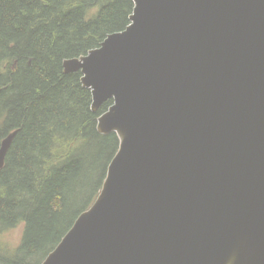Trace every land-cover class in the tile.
Instances as JSON below:
<instances>
[{
  "label": "water",
  "instance_id": "obj_1",
  "mask_svg": "<svg viewBox=\"0 0 264 264\" xmlns=\"http://www.w3.org/2000/svg\"><path fill=\"white\" fill-rule=\"evenodd\" d=\"M81 72L119 149L41 264H264V0H134ZM18 129L0 146V169Z\"/></svg>",
  "mask_w": 264,
  "mask_h": 264
},
{
  "label": "trees",
  "instance_id": "obj_2",
  "mask_svg": "<svg viewBox=\"0 0 264 264\" xmlns=\"http://www.w3.org/2000/svg\"><path fill=\"white\" fill-rule=\"evenodd\" d=\"M134 0H0V146L18 129L0 169V235L24 222L22 242H0V264H41L96 200L120 139L101 134L82 73L86 55L130 24Z\"/></svg>",
  "mask_w": 264,
  "mask_h": 264
},
{
  "label": "rangeland",
  "instance_id": "obj_3",
  "mask_svg": "<svg viewBox=\"0 0 264 264\" xmlns=\"http://www.w3.org/2000/svg\"><path fill=\"white\" fill-rule=\"evenodd\" d=\"M26 224L20 223L14 228H11L0 235V242L4 249L11 251L22 242Z\"/></svg>",
  "mask_w": 264,
  "mask_h": 264
}]
</instances>
